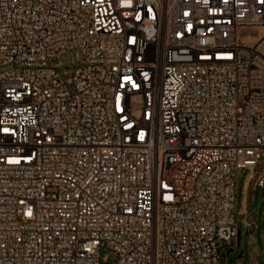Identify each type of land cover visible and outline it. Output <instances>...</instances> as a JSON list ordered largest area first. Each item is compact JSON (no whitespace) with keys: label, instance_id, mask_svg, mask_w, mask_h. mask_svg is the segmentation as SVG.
I'll return each instance as SVG.
<instances>
[{"label":"built area","instance_id":"obj_1","mask_svg":"<svg viewBox=\"0 0 264 264\" xmlns=\"http://www.w3.org/2000/svg\"><path fill=\"white\" fill-rule=\"evenodd\" d=\"M263 160L264 0H0V264H219Z\"/></svg>","mask_w":264,"mask_h":264},{"label":"rangeland","instance_id":"obj_2","mask_svg":"<svg viewBox=\"0 0 264 264\" xmlns=\"http://www.w3.org/2000/svg\"><path fill=\"white\" fill-rule=\"evenodd\" d=\"M82 62L80 53L75 50L56 59L53 65L67 77ZM263 169L264 161L253 172L240 171L236 175L235 218L241 235L237 239L233 238L230 244H222L219 264H264V189L256 186L257 174L261 173ZM242 199H245L247 206L251 205L254 199L251 209L255 214L256 228L252 232H248L245 228L243 224L244 216L240 215ZM251 209L248 210L249 213ZM101 255L102 257L107 256L109 263L114 261V255L109 251L101 252Z\"/></svg>","mask_w":264,"mask_h":264},{"label":"crops","instance_id":"obj_3","mask_svg":"<svg viewBox=\"0 0 264 264\" xmlns=\"http://www.w3.org/2000/svg\"><path fill=\"white\" fill-rule=\"evenodd\" d=\"M263 161H264V160H263ZM263 174H264V169H263V171H262L261 173H258V174H257V177L260 176V175H263ZM256 186H257V184H256ZM261 189H264V188H261ZM253 203H254V199H253L252 204L249 205V206H247V205H246V202H245V199H242V208H241V210H240V215H241V216H244L243 220H245L246 218H248L249 220H253V221L256 222L254 211H253V209H251ZM249 209H251V212H250V213L248 212ZM255 228H256V227H255ZM255 228H254V229H255ZM254 229H253V230H254ZM253 230H251V231L248 230V232H252Z\"/></svg>","mask_w":264,"mask_h":264}]
</instances>
